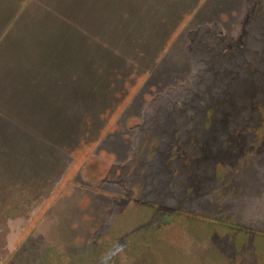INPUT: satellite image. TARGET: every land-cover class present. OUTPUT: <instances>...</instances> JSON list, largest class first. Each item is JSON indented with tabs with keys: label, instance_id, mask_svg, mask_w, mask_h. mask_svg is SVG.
Masks as SVG:
<instances>
[{
	"label": "rangeland",
	"instance_id": "obj_1",
	"mask_svg": "<svg viewBox=\"0 0 264 264\" xmlns=\"http://www.w3.org/2000/svg\"><path fill=\"white\" fill-rule=\"evenodd\" d=\"M0 264H264V0H0Z\"/></svg>",
	"mask_w": 264,
	"mask_h": 264
}]
</instances>
